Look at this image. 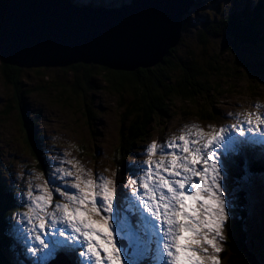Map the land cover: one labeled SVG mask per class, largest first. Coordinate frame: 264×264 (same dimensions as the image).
<instances>
[{"label": "snow or ice", "instance_id": "obj_1", "mask_svg": "<svg viewBox=\"0 0 264 264\" xmlns=\"http://www.w3.org/2000/svg\"><path fill=\"white\" fill-rule=\"evenodd\" d=\"M248 115L230 127L206 132L191 125L153 141L124 191L98 173L55 167L43 186L29 184L28 210L17 214L26 222L17 231L27 252L40 253L43 264H67L66 253L78 254L80 264H221L236 224L229 172L250 165L252 145L264 155V113Z\"/></svg>", "mask_w": 264, "mask_h": 264}, {"label": "rangeland", "instance_id": "obj_2", "mask_svg": "<svg viewBox=\"0 0 264 264\" xmlns=\"http://www.w3.org/2000/svg\"><path fill=\"white\" fill-rule=\"evenodd\" d=\"M72 1L81 2L91 7L93 5H102L100 3L113 7L122 6L131 0ZM259 2H262V12L255 19L254 25L255 27L262 25L264 28V0H195L189 12L185 15L188 18L189 28L182 31L181 39L184 43L177 45L178 51L176 53L179 55L180 50L188 53L189 50L197 48L198 31L199 33H207L203 28L204 26H212L215 29L220 26L222 32L225 33L223 21H225L226 17H229V14L233 10L239 12V8L247 5L249 11H252L254 5ZM191 24L192 26H190ZM207 42L211 45V48L213 46V49L217 50L213 54L215 56L221 55L220 57L223 61L221 69H217L216 73L211 75V82L217 78L218 81L220 80L222 82L221 84H224L225 82L221 81L224 74L226 75L229 70L231 71L230 73L234 72L233 74H235L233 69L236 68H231L229 62L231 64L233 62L237 66V71L234 76L235 80L231 81L233 87H222L220 88L222 91L218 90V92L216 88L214 95L209 94L205 101L209 105L210 101L216 97L212 101L214 109L212 111L215 112V115L220 116L221 120L219 122H215L212 119L203 120L197 114L193 116L194 119L192 116L184 117L183 104H180L176 100L177 102L171 104L175 111L170 110V113L173 114L176 112L177 114L172 117L163 116L162 119L157 118V122L155 124L152 123L148 130V137L140 141L131 151L134 154L132 155L133 157H128L129 154L123 155L122 162L123 160L124 163L129 161L142 163L146 161L148 156L145 149L153 141L163 143L164 141L171 140L173 137L180 135L182 130H186V126L197 125L206 132L214 130L219 123L215 130L221 127H230L229 123L224 122L226 119L224 113L231 115V113L235 114L238 110L243 109L242 107H252V100L256 98H251L255 92L258 95H262L260 99H264V80L259 82L261 79L259 76L264 73V36L250 47L243 45V48L238 44L233 45L230 39L227 40L225 38L218 39L208 36ZM218 46H221L226 53L220 54L222 50ZM232 46L235 47L232 48ZM238 52L243 55L246 61L235 62L236 58L242 60ZM182 56L184 55L182 54ZM113 57L117 58L116 55ZM176 61L177 59L175 58L170 60L171 63ZM4 65L0 59V166L3 163L4 169H0L2 171L0 172V180L7 185L2 179V175H5L6 179L12 183L14 182L13 185L17 188L12 187V193L15 196L18 194L16 200L19 202V205L11 209L4 217L9 220L8 228H12L16 236L19 237L17 229L23 226L26 230V222L21 221L17 214H23L28 210V201L26 199L28 186L29 184H40L43 186L45 182L43 173L37 165V161L29 153L27 144L24 141L25 133L22 128L21 113L26 117L27 128L33 131L37 130L41 136V140L44 141L47 158H51L47 166L48 168H50L51 164L53 170L57 166L66 167L71 169L74 175H83L80 172V169L83 168L89 173H98L104 177L113 179L114 174L118 176L116 174L118 170L115 168L121 169V165H117L120 158L117 148L119 144L118 137L123 126L122 110L117 101L119 98L118 94L113 93L103 82L102 74H105V71L100 68L105 67L103 65L89 64L90 66H95L94 70L101 74L97 77L95 75L91 76L96 87H86L83 81L80 80L82 85L77 90L72 89L76 77L74 74L80 76L82 69L76 68L77 70H75L70 68L74 64L65 67H16L20 69L19 87H14L6 81L4 77L7 74L3 73ZM172 73L173 71L169 72V74ZM243 77L248 80L246 81ZM246 87L252 88V91H247ZM20 103L23 107L22 112H20ZM256 110L261 111L259 108H256ZM186 111L191 112V110ZM193 113H197L196 109L193 110ZM206 115L209 117V114ZM232 117L229 116V119ZM244 119L243 111H241L240 116L234 115V120H231V122L237 124ZM194 121H199L203 125L200 126ZM162 126L163 130L160 129ZM25 131L27 133L26 129ZM139 145L141 147L136 150ZM153 159H159V156L153 157ZM69 160L72 161V164L60 163L61 161ZM77 162L80 166L76 165ZM34 165L39 168L40 180L38 181H36L37 172ZM11 171L15 176L8 174ZM245 176L247 179L244 177L241 179V176L239 177L238 187L241 190L242 187L245 188L243 193L247 196V200H245L246 205L243 206V211L241 207V211L236 215L235 219H241V215H243L247 206L249 210V216L247 218L249 225L247 231L248 234L250 233L248 239L251 248L256 252V249H258L256 245L261 240L258 223L260 221L264 222V213L261 214L260 210V201H264V191L262 189L256 191V187L261 185L264 187V182L263 180H257L251 175L245 174ZM253 179L255 186L252 181ZM235 183L236 179H232L228 185L229 187L231 186V190L237 195L234 187ZM54 195L57 200H62L58 194ZM227 195L228 193L226 192ZM3 197V194H1V198ZM4 203H1L0 200V207ZM240 203L242 205V201ZM231 207L235 208V204L231 205ZM250 228L252 231H250ZM23 245L27 251L29 245L25 244V242H23ZM6 258L13 259L11 255L6 256ZM13 262L14 264H18L17 261Z\"/></svg>", "mask_w": 264, "mask_h": 264}, {"label": "trees", "instance_id": "obj_3", "mask_svg": "<svg viewBox=\"0 0 264 264\" xmlns=\"http://www.w3.org/2000/svg\"><path fill=\"white\" fill-rule=\"evenodd\" d=\"M96 7L99 6L96 5ZM261 8L262 2H259L254 5L252 11H249L247 5L239 8V12L233 10L234 12L232 11L229 17H226L225 21H223L225 33L222 32L220 26L216 29L212 26H204L203 28L208 34H204V32L199 33L198 31L197 48H191L192 50H189L188 53L180 50L178 55L176 53L178 51L177 45L179 43H184L181 36L178 44L174 48L169 49V52L163 57L162 61L156 66L154 65V67H139L133 71L113 70L100 67L105 71V74H102L105 86L112 90L113 93L118 94L119 98L117 101L122 110L123 126L120 131V136L118 137L119 144L117 148L118 151H116L119 153L118 156L120 158L117 165L124 163V160L122 162V157L126 154H130L138 142L148 136L150 126L152 123L155 124L157 122V118L162 119L163 116L172 117L177 114L176 112L173 114L170 113V110L175 111V109L172 108L173 105L171 106L174 102L179 101L180 104H183L184 117L196 116L195 114H197L199 118L201 119L202 117L203 120L216 119L218 115H215V112L212 111L214 110L212 101L216 97L210 101L209 105L205 101L209 94L214 95L216 88L218 92L222 87H233L231 81L235 80L234 76L237 71V66L233 62L232 64L229 62L231 68H236L233 69L235 74H233L234 72L230 73V70L226 75L224 74V77L221 79V81L225 82L224 84H221L222 82H220V80L218 81L217 78L214 79L215 81L211 82V75L215 74L217 69H221L223 61L220 57L221 55L215 56L213 54L217 50H214L213 46L212 48L210 47L211 45L207 42V38L210 36L218 39H230L233 45L238 44L242 48L243 45H248L250 47L264 36V28L262 25H259V27H255L254 25L255 19L260 15V12H262ZM190 26H192V24ZM188 28V18L185 16L183 20V31ZM227 33L228 35H226ZM218 47L222 50L220 54L226 53L221 46ZM233 47L235 46H232V48ZM182 54L184 56H182ZM240 56L242 60L236 58L235 62L246 61L242 54ZM172 58L177 59V61L171 63L170 60ZM93 65L90 66L89 64L77 63L70 67L75 70L78 68L82 69L80 76L74 74L76 77L72 88L73 90L81 88L82 82H80V80L83 81L86 87H96L94 86L95 83H93L91 76L95 75V77H97L101 74L94 70L95 66ZM3 67V73L7 74L4 77L6 81L14 87H19L18 80L20 69L16 68L18 66L5 64ZM172 71L173 73L169 74V72ZM262 74L264 75V73ZM263 75L259 76L261 78L259 82L264 80ZM247 80L248 79H246V81ZM246 90L252 91V88L246 87ZM257 95L258 93L255 92L252 94V97ZM194 109H196L197 113H193ZM186 110H191V112H187ZM22 111L23 107L20 103V112ZM206 114H209V117ZM21 117L22 128L25 133L24 141L27 144L29 153L37 161V165L45 171L42 160V149H44V146L40 145L41 136L39 133L27 128V120L23 113H21ZM160 129L163 130V126L160 127ZM118 179H120V175H118ZM235 184H238V182L236 181ZM5 186L6 184L2 183L0 180V198L1 194L4 196L0 200L1 203L5 202L0 207V264H9V262H13L11 259L9 261L5 257L4 254L6 251L8 252L11 250L13 260H16L17 257L23 258L21 254L19 256L15 255L14 247L18 246L14 243L13 235L8 228L9 220L4 217L11 209L17 207L19 202L16 200L17 196L12 193V190L5 188ZM118 191L122 190L119 189ZM238 198L239 202H241L242 198ZM248 215L247 211H245L243 215H241V219L239 218L240 220L236 219L235 226L230 228L224 251L221 253V258L223 257L221 264H264V253H261V255L256 254L249 243L246 228ZM230 224H232L231 220Z\"/></svg>", "mask_w": 264, "mask_h": 264}, {"label": "water", "instance_id": "obj_4", "mask_svg": "<svg viewBox=\"0 0 264 264\" xmlns=\"http://www.w3.org/2000/svg\"><path fill=\"white\" fill-rule=\"evenodd\" d=\"M145 1L111 9L84 4L73 9L72 0H0V59L27 68L83 63L133 71L156 65L180 41L183 15L195 0H183L184 10L178 12L166 7L165 16H152L158 24L150 27L153 35L138 34L126 41L137 33L132 28L141 27L132 25L123 34L122 26L138 23L146 28L143 15L159 2ZM72 10L78 13L76 18Z\"/></svg>", "mask_w": 264, "mask_h": 264}, {"label": "bare ground", "instance_id": "obj_5", "mask_svg": "<svg viewBox=\"0 0 264 264\" xmlns=\"http://www.w3.org/2000/svg\"><path fill=\"white\" fill-rule=\"evenodd\" d=\"M147 1V0H146ZM146 1H145V3H146ZM73 2V9L75 8V9H77V8H79L80 7V5H82V3H80V2H75V1H72ZM132 2V0L129 2V3H124L123 5H125V4H130ZM195 3V2H194ZM193 3V4H194ZM157 5H155V7L153 8V9H149L148 10V12L150 13L149 15L146 13V14H144L143 15V17H144V19L146 20L145 21V24H144V27H146V28H143L142 26H140L138 23H130V24H124L123 26H122V31H120V33H123V34H125V33H128L129 32V30H130V26H132V25H135V26H139V27H141V29H138L137 27L136 28H132L134 31H136L137 33L136 34H134L133 36H131V37H126V41H129V40H131V39H134V37H135V35H138V34H144V38H145V34L146 33H149L150 35H153V34H151V33H154V30L152 29V28H150V27H157L158 26V24L156 23V22H153V19H152V16L154 17V16H156V15H160V16H165L166 15V13L164 12V9H166V7H175L174 9H171V8H168V10H172V11H179V10H184V7H185V1H183V0H159V2L158 3H156ZM192 4V5H193ZM191 5V6H192ZM104 7V8H109V9H111V8H114V7H118V6H105L104 4H102V5H100L99 7ZM92 7H96V6H92ZM263 7V6H262ZM191 8V7H190ZM71 12H73V14L75 15V17L74 18H76V16H77V12L74 10H72ZM189 12V11H188ZM187 12V13H188ZM187 13H185L184 15H183V18H184V16L187 14ZM68 14V13H67ZM69 16H70V18H71V14H68ZM73 18V17H72ZM71 18V19H72ZM136 18V17H135ZM70 19V20H71ZM136 20H137V18H136ZM136 20H135V22H136ZM72 22H75V24H76V20H71V23ZM153 23V24H152ZM74 24V25H75ZM149 24H151L150 26H149ZM149 26V27H148ZM182 31H183V19H182V29H181ZM148 31V32H147ZM181 34H182V32H181ZM181 37V36H180ZM179 42V41H178ZM178 44V43H177ZM169 51H167V53H168ZM166 53V54H167ZM165 54V55H166ZM164 55V56H165ZM163 56V57H164ZM163 57H162V59H163ZM10 65V64H9ZM150 67H152V66H150ZM107 68H109V69H113V70H120V69H118V68H110V67H107ZM125 71V70H124ZM262 95H257V96H253L251 99H253V98H256V99H254V100H252L253 102L251 103L252 104V107H250V109L251 108H253V109H255L256 110V108H259V109H261V111H258V110H256L257 112H259V113H264V99H260V97H261ZM249 109V108H248ZM244 109H241V110H238L237 112H235V114L234 115H236V116H240V113H241V111H243ZM232 112H233V110H232ZM225 114V116H226V119H225V121L224 122H226V123H229V125L231 126V125H233V123L230 121V119L228 118L229 116H231V115H229V114H227V113H224ZM232 114V113H231ZM192 118H193V116H192ZM194 119V118H193ZM221 120V118H220V116H217L216 117V119H215V122H219ZM196 124H198V125H203L201 122H199V121H194ZM223 122V123H224ZM220 124V123H219ZM219 124H217V125H219ZM217 125H216V128H217ZM215 128V129H216ZM34 132H37V130L36 131H34ZM38 133V132H37ZM148 137V136H147ZM39 139H40V136H39ZM145 139H146V137H145ZM158 143H161V142H158ZM138 144H139V142H138ZM40 145H43L44 146V144H43V140H41V143H40ZM256 152H257V148H253V147H249V149H248V154H249V159H250V161H251V163L250 164H254V163H258V165L261 167V166H263V168H264V158H262L261 160H258L257 159V156H256ZM42 153H43V157H44V161H43V168H47V166L49 165V163H50V157H49V159L47 158V155H46V150H45V146H44V149H42ZM261 154V153H260ZM132 155H134L133 154V152H131L129 155H128V157L129 156H132ZM129 163H132L131 161H129ZM77 166H80L79 165V163L77 162V164H76ZM142 165H144V162H142V163H137L136 165H132L131 164V166H128V162H126V163H122L121 164V169L119 170L118 168H115L116 170H118L117 172L118 173H116L117 175H120V179H118V176H116V178H117V180L118 181H120V183H123L124 181H126L125 180V177H126V175H127V177L129 178L130 177V173H139V166H142ZM122 167H124V168H122ZM252 167L254 168V170L255 171H257L258 173H256L255 174V176H260V177H262L263 179H264V169L262 168V170L263 171H261V170H259V169H257V168H255V165H252ZM38 169V167H35V170H37ZM240 172V170L238 171V172H236L235 170H234V167L230 170V172H229V177H228V180H227V183L229 184V182H230V180H232V179H236V181L238 182V179H239V177L240 176H243L241 173H239ZM44 173L46 174V179H49L50 178V176H51V174L52 173H49V172H47L46 173V171H44ZM263 173V174H262ZM253 181V184H254V186H255V182H254V179L252 180ZM14 183V182H13ZM239 183V182H238ZM12 187H14L15 185H11ZM12 187H10L11 189L10 190H12ZM235 192L237 193V195L231 190L232 188H231V186L229 187V190H230V192L232 193V195L233 196H235V199H236V203H235V210H236V213L238 214L240 211H241V207H242V211H243V206L244 205H246L245 204V200H247V196H245L244 195V193H243V191H245V188L244 187H242V190L238 187V184H235ZM14 188H16V187H14ZM120 189H122V190H124V188H123V185L120 187ZM259 189H262L263 191H264V187L261 185V186H258V187H256V191L257 190H259ZM228 193V192H227ZM258 194H259V192H257ZM264 193V192H263ZM228 195H229V193H228ZM260 195V194H259ZM264 195V194H263ZM238 197H241L242 199H241V201H242V205H241V203L239 202V198ZM59 198V197H58ZM245 211H247V214H249V210H248V208H247V206H246V209H245ZM244 211V212H245ZM249 216V215H248ZM250 231H252V229L250 228ZM22 246V245H21ZM224 247H225V245H224ZM39 256H40V253H37V256H36V259L35 258H33V260H32V262H29V263H27V264H40V261H39ZM65 256L68 258V259H70V260H73L74 262H75V264H80V257L78 256V254L77 255H70L69 253H66L65 254ZM68 261V264H71V261ZM43 263V262H42ZM51 263V260H49V261H47V264H50ZM221 263H222V260H221ZM44 264H46V263H44Z\"/></svg>", "mask_w": 264, "mask_h": 264}]
</instances>
